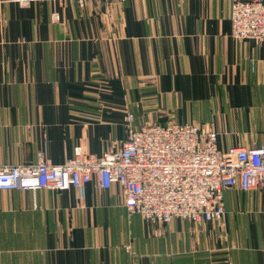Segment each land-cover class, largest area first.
Here are the masks:
<instances>
[{
	"label": "crops",
	"instance_id": "1",
	"mask_svg": "<svg viewBox=\"0 0 264 264\" xmlns=\"http://www.w3.org/2000/svg\"><path fill=\"white\" fill-rule=\"evenodd\" d=\"M230 3L0 0V167L100 154L129 113L212 130L220 151L264 144V41L231 36ZM222 201L220 221L152 222L117 184L0 190V264H264V184Z\"/></svg>",
	"mask_w": 264,
	"mask_h": 264
},
{
	"label": "built area",
	"instance_id": "2",
	"mask_svg": "<svg viewBox=\"0 0 264 264\" xmlns=\"http://www.w3.org/2000/svg\"><path fill=\"white\" fill-rule=\"evenodd\" d=\"M11 1L26 6L68 0ZM73 1L83 5L89 0ZM51 19H59L56 11ZM230 23L233 38L264 41V0H231ZM133 122L129 113L124 139L119 145L113 141L100 154L77 145L59 164L40 154L34 163L1 166L0 190L62 191L94 180L99 187H120L128 215L152 222H203L222 220L224 190L264 184V144L220 151L216 133L194 123L169 121L135 128Z\"/></svg>",
	"mask_w": 264,
	"mask_h": 264
},
{
	"label": "rangeland",
	"instance_id": "3",
	"mask_svg": "<svg viewBox=\"0 0 264 264\" xmlns=\"http://www.w3.org/2000/svg\"><path fill=\"white\" fill-rule=\"evenodd\" d=\"M54 12V11H53Z\"/></svg>",
	"mask_w": 264,
	"mask_h": 264
}]
</instances>
